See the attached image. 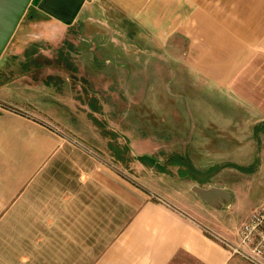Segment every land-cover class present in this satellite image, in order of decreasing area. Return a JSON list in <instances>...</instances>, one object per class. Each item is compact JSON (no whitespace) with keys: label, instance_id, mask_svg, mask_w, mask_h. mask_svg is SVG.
Segmentation results:
<instances>
[{"label":"crops","instance_id":"0c3cea01","mask_svg":"<svg viewBox=\"0 0 264 264\" xmlns=\"http://www.w3.org/2000/svg\"><path fill=\"white\" fill-rule=\"evenodd\" d=\"M33 15L0 56V264H250L207 230L236 242L264 202V0H84L70 23L38 6ZM76 33L86 52L78 44L56 52L97 59L88 69L102 80L82 92L66 75L69 63L45 60L41 44L67 36L74 43ZM160 71L169 122L147 130L140 102L128 111L123 99L140 85L142 95L155 91ZM114 85L117 103L95 90ZM206 92L219 95L215 118L192 114ZM226 131L241 139L223 155L191 139ZM89 133L112 161L96 156L105 148L77 138ZM166 141L173 153L160 163ZM194 151H209L208 163L191 162ZM128 163L134 181L151 172L150 192L122 174ZM195 186L221 188L231 203L211 206Z\"/></svg>","mask_w":264,"mask_h":264},{"label":"rangeland","instance_id":"374dc122","mask_svg":"<svg viewBox=\"0 0 264 264\" xmlns=\"http://www.w3.org/2000/svg\"><path fill=\"white\" fill-rule=\"evenodd\" d=\"M32 7V6H30ZM35 7V6H34ZM31 9V8H30ZM29 8L28 10L26 11V13L24 14L23 18L21 19L20 21V25L19 27L17 28L16 32L14 33V36L12 38V40H10L6 46V50L7 48L8 49H11L13 46H14V43H15V39L16 37L18 36V31L21 29V26H23L24 22H26V19L28 18L30 12ZM35 11H37L35 9ZM102 29L104 30V32L107 31L106 29V25H103L102 23L100 24ZM79 39V36L78 34L76 33V37H74V43L72 41L69 40V36L65 37L64 40H66L67 42H61V43H53L50 42L49 40H46L45 42H42V46L45 47L46 51H47V58H45V60L47 59L48 62L52 63V64H63V63H69V64H66V65H69V68L68 69H65L66 70V75L68 76L69 78V81L70 82H73L74 86H77L78 85V92H82V91H85L87 89H94V85H97L99 83L100 80H102L101 78L97 77V78H93L92 77V73L89 71L88 69V65H92V63H97V59H94L93 56H90V55H81V54H77L78 56H76V53L75 55H72V54H68L67 56H59L58 52H56L57 49L61 48V49H64L67 51V49L69 47H76L77 44L79 45L80 47V50L86 52V49H88V45H87V41L81 39V40H77ZM43 41V40H42ZM117 43V41H113L110 43ZM120 42V41H119ZM6 50H4V57H6L7 53ZM113 60H119V55H117V53H115L114 55H110ZM134 57L135 56H131L132 58V61H134ZM126 58V57H124ZM103 59V58H101ZM76 66V68H78V70H74L72 69L71 67L73 66ZM97 67V66H96ZM112 72V77H115V80L118 78V72L116 71H111ZM155 74V73H153ZM158 82L157 81H154V82H157V85H158V88L154 87L155 91L151 92L150 91H147V89H142L143 91V95L141 94V85L139 88L137 89H134L133 93H128L129 92V89H127V95H126V100L123 99V103H126L125 106H127V109L128 111H133L134 110V105L135 103H139L140 104H136V107L139 109V111L141 110L142 112L146 113L147 114V119H143V125L144 127H146L147 130H151V127H154L156 125H159V124H163V125H166L167 121L166 120V113L167 112H170V107H169V110H167V105H166V99H167V96H166V90L164 89L163 90V86H165V82L163 79H166L167 77V73L166 71H160L159 72V75H158ZM65 78V77H64ZM105 80V79H103ZM153 82V83H154ZM162 82V83H161ZM106 83L109 84V85H113V81L112 79H106ZM115 84V83H114ZM150 84V82H149ZM74 86H73V90H74ZM180 86H182L180 84ZM80 87L83 88L82 91H80ZM181 88V87H180ZM187 88V87H186ZM185 88V89H186ZM182 89V88H181ZM95 90H100V91H103L104 92V96H106L107 98H110L112 101H118V97L121 96L119 90L117 87H115L114 85V89H109V91L103 87H95ZM160 90V91H159ZM156 91H159V94H157ZM175 93L176 91H179V90H174ZM196 89H192L191 92L192 93H196ZM76 96L80 97V94L79 93H75ZM83 95V94H82ZM171 95H175V94H171ZM84 96V95H83ZM205 102H202V104H192L191 105V110H192V114L196 111L198 112L199 110L201 112H203L202 114L206 117V118H215L216 117V113L218 112V109L220 106V102H219V98H218V94H216L215 92H212L211 94H208L207 95V92L205 93ZM143 100V101H142ZM121 101L120 103V106H124ZM116 106V105H115ZM113 105V103L110 105L111 107V110L113 109V107H115ZM174 111L173 112H176L178 113L177 117H182L181 115V112H182V108H183V104H180L178 102L174 103ZM223 106H224V103H223ZM159 109V111H158ZM225 111V110H224ZM154 113H157L160 117L159 119H155V120H152L151 117L154 115ZM162 114V115H161ZM179 122H182V120H179ZM86 124V123H85ZM79 138L81 141H84V140H89L90 141V144L91 143H94V146H96V148H105L106 149V153L107 155H104L102 154L100 150H95L96 152V156H98L99 158H101V160L105 163H109V161L111 160V158L109 157V153L111 154V151L109 152L108 149L106 148V145L105 142L103 140H101L100 136H98L96 133L95 134H92V133H89L88 136H84V137H77ZM109 138V137H107ZM181 137H174L172 138V140H177L180 141ZM241 139V137H238L236 135H232L230 134L229 132H224L223 134L221 135H217L216 137H211L209 135H204L202 137H197L196 139H194L193 137H191L192 140H194V143L196 145H201L203 148H206L208 149V144H212L214 145L215 147L218 148V151L217 153L219 155H223L227 149H231V144L236 142V139ZM112 139V137H111ZM190 139V140H191ZM169 144V145H168ZM172 145V142H167L166 143H161L160 144V149L161 150H166L164 151L163 153H161V156L159 157L161 162L160 163H166L164 162V160H166L167 158V153H173L171 151V146ZM174 145V148H178L179 145L176 143V144H173ZM182 146V145H181ZM180 146V147H181ZM181 149V148H179ZM159 154V153H158ZM191 154V162H197L196 159L198 158H201L202 160V163H208V160H207V157L209 155V151H194L192 153H189ZM132 154H126L123 156L124 158H127V157H130ZM157 156V155H156ZM112 161V160H111ZM198 163V162H197ZM126 170L125 168L124 169H120V171L122 172V174L124 176H126V178L128 180H132L133 182H137L136 184L139 185L140 187H142V189H144V192H150L148 191V187H150V184H147V180L148 178H150V174L151 172H149V170L145 171L144 174H146V179L145 177L139 181H134V177H133V173L134 172V168L133 167V164L132 163H128L126 165ZM117 170V169H116ZM124 171V172H123ZM172 173H175V172H172ZM175 176H177V174H175ZM150 197H153V198H156V199H160L161 197H159L158 195L154 194V193H150ZM263 203V202H262ZM207 234L211 237H213L214 239L216 238L214 236V233L212 231H209L207 230ZM231 241V240H230ZM219 242V241H218ZM221 244V243H220ZM224 246V245H223ZM225 247V246H224Z\"/></svg>","mask_w":264,"mask_h":264},{"label":"water","instance_id":"95a60500","mask_svg":"<svg viewBox=\"0 0 264 264\" xmlns=\"http://www.w3.org/2000/svg\"><path fill=\"white\" fill-rule=\"evenodd\" d=\"M83 3L84 0H0V56L30 6H38L45 13L70 23ZM192 190L211 206L220 208L231 203L230 194L221 188L195 186Z\"/></svg>","mask_w":264,"mask_h":264},{"label":"built area","instance_id":"2783aa9c","mask_svg":"<svg viewBox=\"0 0 264 264\" xmlns=\"http://www.w3.org/2000/svg\"><path fill=\"white\" fill-rule=\"evenodd\" d=\"M214 236L231 255L250 264H264V202L255 207L242 223L236 242L217 233H214Z\"/></svg>","mask_w":264,"mask_h":264},{"label":"trees","instance_id":"16d2710c","mask_svg":"<svg viewBox=\"0 0 264 264\" xmlns=\"http://www.w3.org/2000/svg\"><path fill=\"white\" fill-rule=\"evenodd\" d=\"M31 8V9H30ZM29 10L28 13L29 16H34L33 15V11H34V7H29ZM138 159L143 162V163H153V158L151 156H148V155H141V156H138Z\"/></svg>","mask_w":264,"mask_h":264}]
</instances>
